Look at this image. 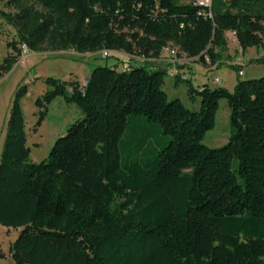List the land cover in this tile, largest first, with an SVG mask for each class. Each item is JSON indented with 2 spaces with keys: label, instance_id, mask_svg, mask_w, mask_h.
I'll list each match as a JSON object with an SVG mask.
<instances>
[{
  "label": "trees",
  "instance_id": "trees-1",
  "mask_svg": "<svg viewBox=\"0 0 264 264\" xmlns=\"http://www.w3.org/2000/svg\"><path fill=\"white\" fill-rule=\"evenodd\" d=\"M195 2L5 0L10 11L0 14L16 28L10 44L19 55L24 45L122 51L144 64L97 66L84 90L78 80L48 77L36 100L41 117L61 97L83 118L39 163L27 146V86L16 92L0 161V225L19 231L14 263L264 264V75L238 80L234 92L189 82L196 111L169 101L165 68L155 66L176 47L179 57L215 67L229 31L243 51L264 48V0ZM222 99L231 136L211 148L203 140Z\"/></svg>",
  "mask_w": 264,
  "mask_h": 264
},
{
  "label": "rangeland",
  "instance_id": "rangeland-1",
  "mask_svg": "<svg viewBox=\"0 0 264 264\" xmlns=\"http://www.w3.org/2000/svg\"><path fill=\"white\" fill-rule=\"evenodd\" d=\"M2 11H10L5 5V0H0V13ZM228 37L227 49L220 52L218 62L214 68L206 69L201 65V67L192 70L188 69L186 73L181 75L182 77L179 80L175 76L178 73L176 65L168 64L171 62V52L168 50L163 51L166 57L162 61L166 71L164 89L169 101L178 98L188 108L198 111L201 107L200 98L198 96L191 97L189 82L196 90H201L204 85H209L212 88L226 87L230 92H234L238 80H248L264 75V64H258L254 61L243 65V75L238 74L241 63L235 62L237 56L243 50L240 46L234 44L236 40L233 37ZM17 39L16 28L2 18L0 14V66H4L2 69L3 75L0 78V161L4 149L11 104L21 86L26 85L28 89L27 94L21 100V105L25 120L27 146L30 148V159L32 162L39 163L48 159L55 141L66 135L70 125L83 118V113L76 104L67 103L61 97L55 99L49 105L45 116L41 117V108L37 106L36 100L48 89L45 82L48 77L65 80L71 78L82 82L84 73L97 66L116 67L122 70L129 64L133 67L144 65L138 62H142L143 59L129 62L128 57L116 52L107 56H104L101 52H96L91 56L90 60L92 62L89 65L78 61L89 59L87 54H77L66 50H64L66 51L64 54L68 58H77L78 60H50L51 54L48 52H56L52 50L34 51L23 48L22 54L19 55L10 44L17 41ZM257 49L264 50L261 47H250V51H257ZM196 62L200 61L196 60ZM187 63L188 60L184 64ZM83 65H85L86 70L81 67ZM72 72H77V74L74 75ZM71 74H73V77ZM215 77H220L221 82L215 83ZM230 113L227 100L222 99L219 103L216 125L206 133L203 140L205 145L211 148H220L229 142L231 136ZM162 138L163 144L169 140V136H163ZM237 167L238 160L235 158L233 169L236 170ZM18 234V229H8L0 225V264H16L11 257L10 247Z\"/></svg>",
  "mask_w": 264,
  "mask_h": 264
},
{
  "label": "crops",
  "instance_id": "crops-1",
  "mask_svg": "<svg viewBox=\"0 0 264 264\" xmlns=\"http://www.w3.org/2000/svg\"><path fill=\"white\" fill-rule=\"evenodd\" d=\"M227 36H230L232 38V32H227ZM234 42V41H233ZM234 44H237L238 46L239 43L237 41L234 42ZM66 51H71V52H74V53H77V54H81L75 50H66ZM66 51H56V52H48L51 54V56L49 57L50 60H61V61H64V60H78L77 58H68L64 53ZM118 53V54H121V55H124L126 57L127 54L122 52V51H113L112 53ZM238 53L240 52L239 50L237 51ZM96 52H87L85 54H87V56H89V59H86L85 61L83 60H78V61H81L82 64H86V65H89L92 61L90 60L91 56H93ZM83 54V53H82ZM115 54V53H114ZM93 58V57H92ZM259 58H264V50L263 49H257V51H250V48H248L247 50L245 51H242L241 54H239L236 58V62L235 63H241V65L239 66V69H243V65L247 64V62H252L256 59H259ZM166 59V57L164 56V54L162 53V57L160 58L159 61L155 62V66H162L163 63L162 61H164ZM193 61V62H192ZM258 64H264V63H258ZM201 63L200 62H196L195 59H189L188 60V63L183 66V67H179L178 68V71L180 72V75H182L183 73H186V71L189 69V70H192L196 67H201ZM204 66V65H203ZM83 67L85 70H86V67L85 65L81 66ZM206 69H210V67H207V66H204ZM214 68V66H212ZM82 68V69H83ZM94 69V68H93ZM89 70L88 72H85L84 73V78L85 77H89L92 70ZM80 70V69H79ZM244 71V70H243ZM73 73V72H72ZM74 75L77 74V72H74L73 73ZM73 74H71V76L73 77ZM185 77H186V74H185ZM79 81V80H78ZM83 82V81H82ZM80 82V83H82ZM7 228V227H6ZM8 229H11V228H8Z\"/></svg>",
  "mask_w": 264,
  "mask_h": 264
},
{
  "label": "built area",
  "instance_id": "built-area-1",
  "mask_svg": "<svg viewBox=\"0 0 264 264\" xmlns=\"http://www.w3.org/2000/svg\"><path fill=\"white\" fill-rule=\"evenodd\" d=\"M225 1H230V0H225ZM195 3L198 4V5H200V6L208 7V8H211V6H212V0H196ZM232 37L234 39H236L234 33H232ZM23 48L25 50H28L27 46H25V45L23 46ZM164 50H168V51L171 52L170 61H172V62H177V63L183 64V63H186L187 60H189V58H187L184 55L181 56V57H179L178 56V49L176 47H167ZM102 54H104V56L109 55L108 51H106V50H104L102 52ZM210 68H213V67L211 66ZM243 73H244L243 69H240L239 72H238V74L240 76L243 75ZM88 82H89V78L88 77H85L84 80H83V82H82V85H81V90H84V86ZM214 82L215 83H220L221 82V78L220 77H215L214 78Z\"/></svg>",
  "mask_w": 264,
  "mask_h": 264
}]
</instances>
